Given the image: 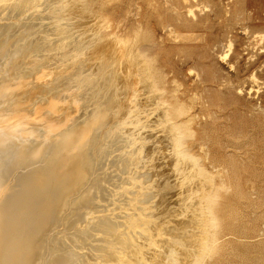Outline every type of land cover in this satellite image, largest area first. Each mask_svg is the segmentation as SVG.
Segmentation results:
<instances>
[{
	"label": "rangeland",
	"instance_id": "1",
	"mask_svg": "<svg viewBox=\"0 0 264 264\" xmlns=\"http://www.w3.org/2000/svg\"><path fill=\"white\" fill-rule=\"evenodd\" d=\"M6 1L0 0V132L9 135L5 137V144L11 146L23 144L25 147L28 144L30 146L27 147L40 146V158H36V160L38 159L37 163H32L26 168H19L15 175L8 179L9 182L5 184L8 185V188L14 185L21 173L43 166L51 159H55L56 156V158L60 157L62 155L61 146L56 142L60 141L57 140L61 134L84 122V118H90L93 114L91 112L101 107L99 102H102L104 97L113 100V107L109 112L111 115L108 113L109 117L107 116L105 123L98 132V149H107V154L105 152L103 157L100 156L98 169L93 166L94 163L91 165V169L88 165L90 171L95 168L90 174L92 179L94 178L93 181L96 178L95 183L100 181L101 187H104L100 190L101 193L98 192L99 194L96 195L97 199L99 196V199L101 197L102 200H91L93 204L89 203L90 207H86L88 204L85 207L81 206L83 209L78 207L81 205L79 202L78 205L76 204L83 194L82 191L71 195L72 200L71 196L62 198L64 201L58 200L56 204L58 209L53 220L56 228L52 232V239L55 237L53 241L56 244H54L56 248L52 251L56 253L51 257H58L59 254H66L68 251V255H71L70 258L66 255L68 259L65 264H91L93 262L97 264L99 259L101 262L99 261L98 264H104V261L105 264L110 261L115 262V264H118L117 262L130 264L127 262L128 259L132 260V264H146V262L147 264H193L196 254L201 253L199 249L202 250L204 245L201 242L205 240V223L203 222L206 219L203 218H206V214L203 216V212H200V209L203 210V208H201L199 199L201 196L199 197V195L210 188L208 184L211 183L209 178L212 176L206 175L205 178V175H201L198 172L197 164L191 160L190 162L184 160V163L179 164L181 167L177 165V169L175 168V161L171 155L173 149L165 136L169 127L167 126V130L164 124H168V122L163 120L162 114V117L159 114L164 108L162 106L164 102L159 95H156L158 90L152 91L155 90V87H151V85L153 86L151 84L153 77L148 78L152 81L145 80V73L147 72L145 69L148 70V67L151 66L142 65L143 63L140 62L144 59L142 55L144 49V53L155 60V68L159 67L160 72L163 70L162 75H166L165 77L168 78L166 80L168 82L164 85L166 88L165 95L171 97L175 93L176 96H180L181 102L183 101L185 105L191 107V112L193 111L195 116L193 128L197 131L196 141H189L191 144L195 143L194 146L192 145V150L197 156L203 157L202 163L209 171L211 170L210 174H216L215 182L218 183L216 185L222 182V184L220 183L221 186L219 185L221 188L216 206V213L219 217V224L216 229L219 231L222 240L220 239L218 250L215 249L217 252H214L213 256H210L211 258H206L207 264H264V0ZM139 44L143 47L142 50ZM143 66L145 72H142ZM148 72H151V69ZM140 74L144 78V82L147 83L142 81ZM147 87L152 88L149 89L150 92L145 89ZM149 93L152 97L157 96L156 99L154 97L146 99L145 96H150ZM154 100H161L162 102L157 103ZM138 107L144 108L143 110L147 113L150 112L149 115ZM157 107L159 113H157ZM131 109L133 113L141 111L140 114L149 116V123H152V127L155 124L152 131L155 134V141L157 140L154 142L158 146L155 144V149L149 147L147 150V153L149 152L148 154L151 155L150 157L154 158V165L151 164L152 160L150 159L152 158L149 157V159V155L145 154V157L147 156L146 158L149 159L148 162L146 161L147 165L144 162L143 166H137L138 162H136L133 163L132 168L131 162L133 161H130L124 166L118 153L125 149V145L118 142L123 141L125 136H123V140L121 136L120 138L117 137L119 138V140L116 139L117 143H111V137L121 128H125L123 124L129 114L132 113L129 111ZM134 109L138 111L135 112ZM147 109L148 111H146ZM156 118L159 123L156 122ZM161 124L165 129L164 132L163 128L160 127ZM155 127L159 129V132L156 131ZM9 128L11 130H8ZM112 128L113 130H111ZM100 144L103 146L101 147ZM118 156L119 158H117ZM93 157L94 162L95 156ZM2 160L5 161L6 158L3 157ZM141 161L139 160V162ZM115 164L116 166H114ZM151 170L152 172H150ZM130 173L132 177H141L147 173L146 177L143 178L150 180L149 182H152L154 186L156 185L155 187L159 189L163 184L165 187L170 183L169 189L166 186L165 191L163 190L165 193L160 192L157 194L158 197L153 195L157 193L154 190L144 194H138L137 190H132V194L129 195L123 193L124 196L126 195L125 198L129 196L126 200L121 194L123 200L114 188H117L118 184L121 185L122 183L123 185V182L129 183ZM197 173H200L201 176ZM188 174L190 175L188 176ZM91 176L83 189L92 183ZM122 177L124 180L121 179ZM170 179L172 180L170 181ZM155 180L158 181L159 185ZM206 180L210 183H207ZM204 182H206V186ZM114 184L117 185L114 186ZM230 186L232 187L230 188ZM5 187V189L0 187V193L3 190L8 193L7 186ZM203 189H205L204 192ZM115 192L117 195L114 194ZM7 193H1L0 196L3 198ZM115 195L117 197L119 195L120 198ZM145 195L149 197L146 196V199ZM136 196L142 198L140 199L141 202L142 200L145 202L144 199L147 203L152 202L153 208L155 207L153 210L156 214L154 216L156 220L149 227L151 232L155 231L154 239L152 238L155 242L149 240V243L153 244L152 248L148 246L149 243H145L147 240L144 239L145 233L136 225L134 219L131 221V218H127L130 219L131 223L134 222L131 225L125 219L127 217L125 213L116 214L118 210H115L116 212L113 214L109 209L103 210L106 207H117L118 203L121 206L124 204V206L127 204V206L129 204L133 206L130 197L137 198ZM112 198L115 199L112 200ZM71 201L73 204L76 202V205L73 206ZM112 201H115L116 204ZM59 202H62V206ZM102 202L104 205L101 204ZM141 202L138 203L140 207L142 206ZM134 203L138 206L137 202L134 201ZM142 204L144 205V203ZM101 205L103 208L100 207ZM119 205L118 208H120ZM62 208L67 210L66 213ZM71 209L76 211H74L75 214H79L80 211L81 213L76 215L77 217L73 216L74 213ZM132 209L130 210L136 212L135 209V211ZM69 210L72 215L69 214ZM60 213L70 216L68 215L65 223L58 226L56 221L63 216ZM95 213L101 215L100 220L95 217ZM119 215L125 217L122 218L128 223L127 226L123 219H119ZM99 222L109 225V230L105 231L104 228L101 230L102 225ZM92 223H98L94 225L95 229L93 228L94 231L97 229L96 233L91 230ZM99 226L101 227L99 228ZM131 226H135L137 232L135 228L132 230ZM144 226L147 227L148 225ZM89 230L91 231L89 232ZM138 232L141 233L138 234ZM158 233L160 235L156 242L155 238H157ZM44 235L46 236H43V245H46L47 235H50V231ZM129 235L135 238L132 236L128 238ZM122 237L125 240L128 238V241ZM111 238L112 241L106 240ZM113 239H115L114 242ZM100 241L103 242L101 243L102 246ZM132 242L139 245L134 246ZM105 243L106 245H103ZM110 243L114 248L109 249ZM123 243L124 247L128 248L127 253L122 252L125 255L116 252ZM98 245L100 247H97ZM103 246L104 248H102ZM105 246L111 251V255L109 251L104 252L105 249L107 250ZM115 247L116 251L114 252ZM159 249L163 250V253ZM194 250L197 253L196 251L193 252ZM41 252L43 253L40 256L44 260L49 255H43L45 254V246ZM157 252L159 253L157 254ZM101 253L102 255L105 253L107 256L102 257ZM115 253L117 254L115 255ZM40 256L38 262L44 264ZM47 258L48 256L45 259ZM68 260L74 262L69 263Z\"/></svg>",
	"mask_w": 264,
	"mask_h": 264
},
{
	"label": "bare ground",
	"instance_id": "2",
	"mask_svg": "<svg viewBox=\"0 0 264 264\" xmlns=\"http://www.w3.org/2000/svg\"><path fill=\"white\" fill-rule=\"evenodd\" d=\"M15 1V0H13ZM8 2V0L6 1ZM22 2V1H21ZM8 4V3H6ZM13 4V3H12ZM3 9V7H2ZM19 9V8H18ZM16 11V9H15ZM189 21V19H188ZM101 28V27H100ZM106 28V27H105ZM175 32V31H174ZM179 33V32H178ZM182 33V32H181ZM100 34V33H99ZM183 34V33H182ZM101 35V34H100ZM179 36V34H177ZM186 36V35H185ZM188 36V35H187ZM186 36V37H187ZM107 37V36H106ZM183 37V36H182ZM194 37V36H193ZM192 38V36H191ZM153 43H155L153 41ZM146 44V43H145ZM150 45V43H149ZM154 45V44H153ZM139 46L141 47V45L139 44ZM145 46V45H144ZM148 46V45H147ZM152 46V45H151ZM154 47V46H153ZM139 48V47H138ZM147 48V47H146ZM137 49V48H136ZM141 50L143 49V47L140 48ZM150 49V48H148ZM152 49V47H151ZM140 50V51H141ZM146 50V49H145ZM137 51V50H136ZM132 52V50H131ZM138 52V51H137ZM142 52V51H141ZM144 49H143V56H144V59H140L139 61L142 62L144 64H148V66L150 65L151 67L149 68L148 67V70L150 71L151 69V72H148V70H146L144 68V66L142 67V69L144 68L145 71H147L145 73V80H151V79H148L150 76H152V82L151 84H153V86L151 85V87H155V90H152V91H157V96L159 95L160 99L164 102L162 106L164 108H162L160 106V109L162 108V113L158 112V107L156 108L157 109V113L162 114L163 116V120H165L166 122H168V124H164L165 125V128L167 129V126L169 127L165 132L167 133L166 138L170 141L171 143V146H172V153L171 155H173V159H174V164H175V168L177 169V165L179 167H181L179 164H182L184 163V160L186 162V160L188 162H195V164H197V167H198V172L201 173V175H205L204 177L206 178L208 175L212 176L213 179L209 178L211 180V183L212 185L210 186V181L206 180L207 183L209 182L210 184L209 185V189L207 191L204 192L205 189H203V192L202 195H199V199L201 201V208L200 209V212L202 211L203 213V216L206 214V218L204 217L203 219L205 220V223L204 227V232H205V240L201 237L202 240H204V242L202 241L201 243H203L204 245L202 246V250L199 249V251H201L200 254H196L194 260H193V264H207V261H206V258L207 257H210V256H213L214 252H215V249L218 250L217 247H219L220 245V242H221V237H220V233L219 231L216 229V227L218 226L219 224V217L216 213V206H217V202H218V198H219V192H220V186L222 184V182H219V185H216L218 183L215 182V175L216 174H213L211 172V170L209 171L207 169V167L205 165H203V157H199L197 156V154H195L192 150V145L195 144H191V142H189L190 140H195L196 137H197V131L196 129L193 128V122L195 121L194 118V114H193V111L191 112V107H188L187 105H185V102H181L179 99L178 96L175 95L174 93V96H171V97H167L165 95V91H166V88H165V83L168 82L166 81L168 78L165 77L164 75H162L163 73V70L162 72H160L161 70L158 68H155L156 67V64H155V60L152 59L151 57H149L146 53H144ZM133 53V52H132ZM150 53V52H149ZM156 54V53H155ZM74 55V54H73ZM133 56V55H132ZM153 56V55H152ZM123 57V56H122ZM127 57V56H126ZM134 59V58H133ZM136 59V58H135ZM131 61V60H130ZM121 62V61H120ZM136 64V63H135ZM140 64V63H139ZM138 65V64H137ZM141 65V64H140ZM139 65V67H141ZM138 67V68H139ZM146 67V66H145ZM144 69L142 70V72H145ZM47 71V70H46ZM139 71V69H138ZM141 71V70H140ZM55 72V71H54ZM84 72V71H83ZM115 73V72H114ZM139 73V72H138ZM165 73V72H164ZM143 74V73H141ZM140 74V75H141ZM43 76V75H42ZM50 76V75H49ZM88 76V75H87ZM107 76V75H106ZM112 76V74H111ZM115 76V75H114ZM119 76V75H118ZM136 76V75H135ZM138 76V75H137ZM47 77V76H46ZM108 77V76H107ZM142 77V75H141ZM140 77V78H141ZM138 78V77H137ZM102 79V77H101ZM113 79V78H112ZM134 79V78H133ZM141 79H143L142 81L144 82V78L142 77ZM106 81V80H105ZM110 81V80H109ZM118 81V80H117ZM116 81V82H117ZM134 81V80H133ZM132 81V82H133ZM148 81V82H149ZM91 82V81H90ZM138 82V81H137ZM142 82V83H143ZM107 83V82H106ZM135 83V82H134ZM144 83H147V82H144ZM177 83V82H176ZM122 84V83H121ZM133 84V83H131ZM150 84V83H149ZM128 85V84H127ZM148 85V84H147ZM145 85V86H147ZM168 86V83L166 84ZM97 86V85H96ZM107 86V85H106ZM144 86V87H145ZM149 86V85H148ZM166 86V87H167ZM135 87V86H134ZM151 87H147L145 89H147L148 92L149 89L151 90L152 88ZM116 88H117V85H116ZM2 89V88H1ZM79 89V88H78ZM111 89V88H110ZM136 89V88H135ZM172 89V88H171ZM171 89H170V92H171ZM96 90V89H95ZM121 90V89H120ZM168 90V88H167ZM94 91V90H93ZM112 91V90H111ZM174 91V90H173ZM176 91V89H175ZM119 92V91H117ZM177 92V91H176ZM135 93V92H134ZM142 93V92H141ZM159 93V94H158ZM109 94V93H108ZM107 94V95H108ZM118 94V93H117ZM138 94V93H137ZM150 96H145V98L149 99L150 97H152L151 93H149ZM154 94V93H153ZM110 95V94H109ZM169 95V94H168ZM171 95V94H170ZM115 96V95H113ZM157 96H153L155 99ZM98 97V96H97ZM152 97V98H153ZM89 98V97H88ZM107 98V97H106ZM105 97L102 99V102H99L101 104V107L97 110H95L94 112H91L93 113L91 115L90 118L85 119L84 122H81V124L77 125V126H74V127H71L69 130L67 129L64 134H61L60 138L57 140L59 142H56V143H59L58 145H60L61 147V152H62V155L58 158L55 157V159H51L48 163H46L45 165L43 166H38V167H35L31 170H28L27 172H23L21 173L17 180L15 181L14 185L10 188H8V185H5L7 184L9 181L8 179L10 177H12L13 175H15V172L19 169V168H26V167H29L32 163H37V160L40 158L39 157V153H40V146H32V147H27L28 145L30 146V144H28L26 147L23 145V144H14L13 146L9 145V144H5L4 141H6L5 137L9 136L8 134L6 133H2L0 132V187H2V189L6 188L5 186H7V189H8V193L4 190L3 192L1 193H7L5 196H3V198L0 196V264H39V256L41 255V250L42 248H44L45 246V254L43 255H46V254H49L47 255L48 258L43 260V257L40 258L43 260V263L44 264H65L67 262V259L68 257L71 255H68V251L66 252V254H59L60 256L58 257H51L54 253H56L55 251H52V249L56 248V246H54L55 244V241H53L55 239H52L53 237V230H55L56 228V225H54L53 223V220L56 216V211L58 208H56V204L58 203V200L59 199H62V198H66V197H70L71 195L73 194H76L77 192L79 191H82L83 194L78 200H77V205H78V202L79 204H81L80 206L78 207H85L87 204L88 206L86 207H90L89 206V203L93 204L92 202L95 201L97 198L96 195H98L100 192L101 189H103L101 186H102V183H95L97 180L95 178V180L93 181L92 179V176L90 175L91 174V171L93 169H98L97 168V165L99 164V158L100 156L103 157V154L107 151V149L105 148H102V149H98V141H99V134L98 132L101 130L103 124L105 123V120L107 118V116L111 113L110 110H112V103H113V100L111 101L110 99H106ZM113 98V97H112ZM151 98V99H152ZM75 99V98H74ZM78 100V99H77ZM135 100V98H134ZM139 100V99H138ZM141 100V99H140ZM160 100V101H161ZM96 101V100H95ZM100 101V100H99ZM153 101V99H152ZM157 101V100H154V102ZM160 101H157L160 102ZM161 101V102H162ZM97 102V101H96ZM148 102V101H147ZM138 104V102H137ZM150 104V103H149ZM139 105V104H138ZM137 105V106H138ZM159 105H161V103H159ZM136 106V105H135ZM151 106V105H150ZM149 106V107H150ZM153 106V105H152ZM155 106V105H154ZM158 106V105H157ZM191 106V105H190ZM143 107V106H142ZM135 108V107H134ZM139 109H141L142 111L145 112V110H143L144 108H141V107H138ZM151 109V108H150ZM92 111V110H91ZM114 111V110H113ZM130 112H132V109L129 110ZM134 111H138L136 109H134ZM140 111V110H139ZM148 111V109L146 110ZM122 112V111H121ZM129 112V113H130ZM141 112V111H140ZM139 113H128L129 114V117H127V119L124 121V126L125 128H119L118 130L119 131H115L116 133L114 134V136L116 138H112V144H114L117 140H119V138L121 137L122 140H123V136L124 137V140H125V143L123 144L124 140L123 141H119L118 143L121 142L122 145H125V149L121 150L119 154V156L121 157L120 159L122 160V163L124 164V166L126 165V163H129L130 161H133L131 162L132 163V168H133V163H136L138 162V165L137 166H143L144 165V162L146 164V161L148 162V160L152 157H150L151 155H149L147 153V150L148 148H152V149H155L156 145L158 146V144H156L155 142V139H154V133L152 131V128L154 129V126L152 127V123L150 124L149 123V116H147L146 114H140ZM152 112V111H151ZM109 113V114H108ZM113 113V112H112ZM115 113V112H114ZM147 113V112H145ZM150 113V112H149ZM149 113H147L149 115ZM155 113V112H154ZM122 114V113H121ZM158 114V117H160ZM119 115V113H118ZM123 116V115H122ZM161 116V117H162ZM109 117V116H108ZM119 117V116H118ZM152 117V116H151ZM120 118V117H119ZM118 118V120H119ZM155 119V118H154ZM157 119V118H156ZM161 119V120H162ZM160 120V121H161ZM162 120V121H163ZM83 121V120H82ZM161 121V122H162ZM156 122H158V119L156 120ZM164 122V121H163ZM159 123V122H158ZM165 123V122H164ZM115 124V123H114ZM157 124V123H156ZM108 125V124H106ZM112 126V125H111ZM110 126V127H111ZM158 126V125H157ZM161 128H163V125L161 124L160 126ZM159 127V128H160ZM114 128V127H113ZM113 128L111 130H113ZM160 128V129H161ZM104 129V128H103ZM155 129H157L156 131H158L159 129L155 127ZM8 130H11L10 128ZM108 130V128H107ZM123 130H125L124 132H122ZM164 128H163V132H164ZM109 131V130H108ZM89 132V133H88ZM159 132V131H158ZM157 132V133H158ZM162 132V131H161ZM104 133V132H103ZM153 133V135H152ZM156 133V132H155ZM156 133V134H157ZM165 133V134H166ZM106 134V133H105ZM104 134V135H105ZM111 134V133H110ZM158 136V135H156ZM155 136V137H156ZM119 137V138H117ZM158 138V137H157ZM117 139V140H116ZM103 141V140H101ZM155 141V142H154ZM196 141V140H195ZM193 141V142H195ZM110 142V140H109ZM117 143V142H116ZM40 144V143H39ZM53 144V143H52ZM98 144V145H97ZM103 144V143H102ZM110 144V145H112ZM156 144V145H155ZM169 144V143H168ZM101 145V144H100ZM104 145V144H103ZM101 145V147L103 146ZM106 145V144H105ZM54 146V145H53ZM55 146H57L55 144ZM108 146V145H107ZM106 146V147H107ZM194 146V145H193ZM45 147V146H44ZM52 147V146H50ZM49 147V148H50ZM109 147V146H108ZM107 147V148H108ZM118 147V146H117ZM122 147V146H121ZM51 149V148H50ZM59 149V148H57ZM111 149V148H110ZM119 149V148H118ZM117 149V150H118ZM60 150V149H59ZM52 151V149H51ZM158 151V149H157ZM156 151V152H157ZM161 150H159L160 152ZM56 152V151H55ZM59 152V151H58ZM102 152V153H101ZM155 152V154H156ZM162 152V151H161ZM42 153V152H41ZM44 154V153H43ZM51 154V153H50ZM107 154V152H106ZM145 154H148V158L147 159L145 157ZM159 155V154H158ZM200 155V154H199ZM93 156H95V160L93 162ZM106 156V155H105ZM111 156V155H110ZM119 156L117 158H119ZM207 156V155H206ZM3 157L6 158L5 161H3ZM39 157V158H38ZM49 157V156H48ZM53 157V156H52ZM172 157V156H171ZM36 158H38L36 160ZM54 158V157H53ZM146 158V159H144ZM119 159V161H120ZM144 159V160H143ZM153 159H150L152 160V163L153 164ZM165 159V158H164ZM139 160L141 162H139ZM44 161V160H43ZM156 161V160H155ZM187 162V163H188ZM94 163L93 166H95V168H93L91 171V165ZM130 163V165H131ZM190 164V163H189ZM194 164V167L196 166ZM211 164V163H210ZM88 165H89V170H88ZM110 165V164H109ZM147 165V164H146ZM149 165V164H148ZM154 165V164H153ZM156 165V164H155ZM116 166V164L114 165ZM119 166V165H118ZM120 166H123V165H120ZM128 166V165H127ZM126 166V167H127ZM136 166V167H137ZM192 166V164H191ZM125 167V169H126ZM147 167V166H145ZM148 167H151V166H148ZM194 167H192L194 169ZM31 168V167H30ZM128 168V167H127ZM139 168V167H137ZM136 168V169H137ZM142 168V167H141ZM140 168V169H141ZM158 168V167H157ZM156 168V169H157ZM161 168V167H160ZM191 168V169H192ZM130 169V167H129ZM155 169V171H156ZM180 169V168H178ZM181 169H184V168H181ZM196 169V168H195ZM118 170V169H117ZM144 170V169H143ZM149 170V169H148ZM147 170V171H148ZM158 170V169H157ZM190 170V169H189ZM188 170V171H189ZM227 170V169H226ZM225 170V171H226ZM112 171V170H111ZM132 171V170H131ZM145 171V170H144ZM181 171V170H180ZM179 171V172H180ZM183 171V170H182ZM197 171V170H196ZM97 172V170H96ZM114 172V171H113ZM117 172V171H116ZM136 172V171H135ZM135 172H133L135 175H137ZM146 172V171H145ZM152 172V170L150 171ZM148 172V173H150ZM209 172V173H208ZM217 172V171H216ZM93 173V171H92ZM118 173V172H117ZM121 173V172H120ZM127 173V172H126ZM181 173V172H180ZM184 173V172H182ZM187 173V172H186ZM200 173H197L200 175ZM221 173V172H220ZM17 174V173H16ZM96 174V173H95ZM99 174V173H98ZM146 174L147 173H144V175H142L141 177H132L131 176V173L129 175V183L126 181L123 182L124 184L122 185H119L118 184V187L117 188H114V190L117 192V194H120V196L122 197L121 194L123 193H127L128 195L132 192V190H137L139 193L138 194H144L146 193L147 191H150V190H154L156 191L157 193L156 194H153V195H156L157 194H160V192H164L165 190V187L168 186L169 184H167L165 187L163 185V188H161L162 186H160V188L158 189L157 187L154 186V184L152 182H149L148 180H146L145 178L143 177H146ZM152 174V173H151ZM154 174V173H153ZM193 174V173H192ZM218 174V173H217ZM222 174H223V171H222ZM222 174H219V175H222ZM110 175V174H109ZM164 175V174H163ZM186 175V174H185ZM184 175V176H185ZM190 174H188L189 176ZM198 175V177H199ZM200 175V176H201ZM207 175V176H206ZM224 175V174H223ZM91 176V181L92 183L89 184V186L85 189H83V187L87 185V180L88 178ZM95 176V175H94ZM116 176V175H115ZM119 176V175H118ZM122 176V175H121ZM149 176V175H148ZM147 176V177H148ZM154 176V175H153ZM156 176V174H155ZM165 176V175H164ZM15 177V176H14ZM114 177V176H113ZM126 177V176H124ZM152 177V176H150ZM163 177V176H162ZM197 177V179H198ZM225 177V176H224ZM115 178V177H114ZM157 178V177H156ZM190 178V177H189ZM201 178V177H200ZM221 178V176H220ZM16 179V178H15ZM14 179V180H15ZM99 179V177H98ZM119 179V178H118ZM123 179V177L121 178ZM158 179V178H157ZM196 179V181H197ZM203 179V178H202ZM223 179V177H222ZM116 180V179H115ZM124 180V179H123ZM125 180H128V179H125ZM167 180H168V177H167ZM172 179H170L171 181ZM176 180V179H175ZM191 180V179H190ZM189 180V181H190ZM199 180V179H198ZM224 180V179H223ZM222 180V181H223ZM157 183L158 181L155 180ZM155 181H153L155 183ZM192 181V180H191ZM205 181V179H204ZM226 182V180H224ZM168 182V181H166ZM201 182V181H200ZM12 183V182H11ZM109 183V182H108ZM114 183V182H113ZM176 183V182H175ZM186 183V182H184ZM203 183V182H202ZM221 183V184H220ZM111 184V183H109ZM108 184V185H109ZM126 184V185H125ZM174 184V183H173ZM197 184V183H196ZM205 186L207 185L206 182H204ZM226 184V183H225ZM224 184V186H226ZM10 185V184H9ZM107 185V184H106ZM117 185V184H114V186ZM159 185V183H158ZM161 185V184H160ZM230 185V184H229ZM104 186V185H103ZM113 186V184H112ZM111 186V187H112ZM184 186V185H183ZM228 186V185H227ZM226 186V187H227ZM110 187V186H109ZM110 187V188H111ZM232 186H230L231 188ZM100 188V189H99ZM157 188V189H156ZM206 188V187H204ZM224 188V187H223ZM1 189V190H2ZM6 189V190H7ZM106 189V187H105ZM113 189V188H112ZM168 189H169V186H168ZM167 189V190H168ZM228 189V187H227ZM241 189V188H240ZM164 190V191H163ZM189 190V189H188ZM198 190V189H197ZM202 190V189H201ZM113 191V190H112ZM195 191V190H194ZM227 191V190H226ZM242 191V190H240ZM99 192V193H98ZM114 192V191H113ZM116 192L114 194H116ZM136 192V191H135ZM191 192V191H189ZM0 193V195H1ZM165 193V192H164ZM164 193H162L164 196ZM167 193V192H166ZM194 193V192H193ZM113 194V195H114ZM116 194V195H117ZM132 194V193H131ZM151 194V193H150ZM195 194V193H194ZM198 194V193H197ZM196 194V196H198ZM115 195V196H116ZM193 195V194H192ZM76 196V195H75ZM78 196V197H79ZM124 196V194H123ZM126 196V195H125ZM124 196V198H125ZM132 196V195H130ZM135 196V195H133ZM149 197L148 195H145V197ZM161 196V195H159ZM180 196V195H179ZM195 196V197H196ZM74 197V196H73ZM117 197V196H116ZM129 197V196H127ZM126 197V198H127ZM137 197V196H136ZM146 197V199H147ZM158 197V196H157ZM182 197V196H181ZM64 198V199H65ZM117 198H120L119 195ZM116 198V200H117ZM125 198V200H126ZM193 198V197H192ZM64 199H62L64 201ZM72 196H71V200H72ZM75 199V198H74ZM98 199H99V196H98ZM97 199V200H98ZM100 199L102 200V198L100 197ZM99 199V201H100ZM115 198H112V200H114ZM123 199V197H122ZM131 202L129 199H127L129 202H131V204H133V206H124L121 204L119 205L120 208H118V205L117 207L116 206H113V207H106V208H103L102 205L100 206L101 208H103V210H106V209H109L112 211V213L114 214L116 212V214L118 213H125L127 215V217H123L125 219L127 218H131V221L132 219L135 220L136 222V225L140 228V230L142 232H144V239H147L145 240V243H149V240H151L152 242L154 241L153 237H154V234H155V231L154 232H151L149 227H151L152 224L155 223L154 220H156L154 218V216L156 215L155 214V211L153 210V203L149 202L147 203L146 202V199L145 202H141L140 197H137V198H134V197H130ZM150 199V198H148ZM165 199V198H164ZM68 200V199H67ZM66 200V202H67ZM93 200V201H91ZM124 200V199H123ZM76 201V200H75ZM98 201V202H99ZM105 201V200H104ZM120 201V200H119ZM141 202V207L140 205L138 204V206L136 205ZM149 201H152V200H149ZM155 201V200H154ZM188 201V200H187ZM186 201V203H187ZM199 201V202H200ZM73 201H71L72 203ZM107 202V201H106ZM112 202H115V201H112ZM111 202V203H112ZM120 202H123V201H120ZM128 202V203H129ZM181 202V201H180ZM61 203L60 206H62V202H59ZM70 203V204H71ZM73 204L72 205H76V204ZM96 203V202H95ZM124 203H126V201H124ZM144 203V205L142 204ZM147 203V204H146ZM69 204V203H68ZM98 206L100 204L96 203ZM101 204L104 205V202H102ZM116 204V202L114 203ZM135 204V205H134ZM152 204V205H151ZM199 204V203H198ZM64 205V204H63ZM71 205V206H72ZM110 205V204H109ZM108 205V206H109ZM195 205V204H194ZM65 206V205H64ZM68 206V205H67ZM66 206V207H67ZM179 206V205H178ZM81 207V208H82ZM99 207V208H100ZM171 207V206H170ZM192 207V206H191ZM72 208V207H71ZM80 208V209H81ZM99 208H96V209H99ZM100 208V209H101ZM118 208V209H116ZM126 208V209H124ZM133 208V209H132ZM63 209V208H62ZM61 209V211H62ZM66 209V208H65ZM68 209V208H67ZM70 209V208H69ZM74 209V207H73ZM79 209V208H78ZM79 209V210H80ZM83 209V208H82ZM86 209V208H84ZM90 209V208H88ZM130 209L132 210H136V212H133L131 211ZM172 209V208H171ZM77 210V209H76ZM116 210V211H115ZM134 210V211H135ZM158 211V209H156ZM187 210V209H185ZM195 210V209H194ZM193 210V211H194ZM198 210V209H197ZM60 211V210H59ZM58 211V212H59ZM63 211H67V210H64ZM62 211V213L64 214V212ZM70 211V210H69ZM71 211H74L75 210H72ZM71 211L69 214H71ZM83 211V210H82ZM86 211V210H85ZM94 211V210H93ZM97 212L99 210H96ZM95 211V212H96ZM188 211V210H187ZM186 211V212H187ZM239 211V210H238ZM76 212V211H75ZM92 212V210H91ZM168 212V210H167ZM192 212V211H191ZM197 212V211H196ZM205 212V213H204ZM60 213V215L62 214ZM66 213V212H65ZM79 213V211H78ZM81 213V211H80ZM79 213V214H80ZM84 213V212H83ZM88 213V212H86ZM86 213H85V216H86ZM94 213V212H93ZM158 213V212H157ZM199 213V212H198ZM62 214V215H63ZM67 214L66 216L63 215L61 216L60 220L58 219L57 222V225H62L63 223H65V220L67 219L68 215ZM79 214H73V216H76V215H79ZM96 214V213H95ZM115 214V216H116ZM163 214V213H162ZM165 214V213H164ZM169 214V213H168ZM177 214V213H176ZM187 214V213H186ZM59 215V214H58ZM72 215V214H71ZM125 215V216H126ZM70 216V215H69ZM82 216V215H81ZM79 216V217H81ZM90 216V215H88ZM100 214L97 213L95 215V217H97V219L99 218L100 220ZM114 216V217H115ZM120 216V215H119ZM162 216V215H161ZM164 216V215H163ZM180 216V215H179ZM195 216V215H194ZM201 216V215H200ZM77 217V216H76ZM117 217V216H116ZM121 216L119 219H123ZM153 217V218H152ZM75 218V217H74ZM118 218V217H117ZM161 218V217H160ZM159 218V219H160ZM169 218V217H168ZM166 218V219H168ZM184 218V217H183ZM198 218V217H196ZM73 220V219H72ZM75 220V219H74ZM86 220V219H85ZM88 220V219H87ZM95 220V219H94ZM118 220V219H117ZM124 220V219H123ZM164 220V219H163ZM199 220V218H198ZM96 222H98L97 220H95ZM125 221V220H124ZM165 221V220H164ZM188 221V220H187ZM197 221V220H196ZM195 221V222H196ZM86 222V221H85ZM92 222V220H91ZM119 222V221H118ZM126 222V221H125ZM127 222H130V219H127ZM125 223L128 224V223ZM166 222V221H165ZM164 222V223H165ZM171 222V221H170ZM185 222V221H184ZM191 222V221H189ZM200 222V221H199ZM202 222V221H201ZM77 223V222H75ZM121 223V222H120ZM134 222H130L129 224H133ZM157 223V222H156ZM172 223V222H171ZM202 223V225H203ZM79 224V223H78ZM84 224V223H83ZM93 224V223H92ZM98 223L96 224H93L92 226V229L95 227L94 225H97ZM99 224L102 225V228H100L101 226H99V228L102 230L104 228L105 231L109 230L107 224H104V223H101L99 222ZM168 224V223H167ZM191 224V223H190ZM82 225V224H81ZM118 225V224H117ZM144 225H148L147 227L144 226ZM83 226V225H82ZM127 226V225H126ZM171 226V225H170ZM200 226V225H199ZM73 227V226H72ZM75 227V225H74ZM88 227L90 228V226L88 225ZM122 227V226H121ZM129 227V226H128ZM156 227V226H155ZM158 227V226H157ZM164 227V226H163ZM195 227V226H194ZM203 227V226H202ZM82 228V227H80ZM97 228V227H96ZM132 228H135L136 229V232H137V228L135 226H131V229ZM166 228V227H165ZM188 228V227H187ZM218 228V227H217ZM88 229V228H87ZM95 229V228H94ZM126 229V228H125ZM134 229V231H135ZM162 229V228H161ZM167 229V228H166ZM183 229V228H182ZM50 231V235H47L48 238H47V243L46 245H43V236H46L44 235L45 233L49 232ZM89 230V232L91 231ZM99 230V229H98ZM133 230V229H132ZM196 230V229H195ZM94 231V230H93ZM92 231V233H93ZM97 229L94 231L96 233ZM122 231V230H121ZM120 231V232H121ZM126 231H128L126 229ZM131 230H129L130 232ZM183 231V230H182ZM74 232V231H73ZM88 232V231H87ZM99 232V231H98ZM97 232V233H98ZM124 232V231H123ZM158 232V231H157ZM156 232V233H157ZM160 232V231H159ZM164 232V231H163ZM169 232V231H168ZM172 232V231H171ZM184 232V231H183ZM90 233V234H92ZM100 233V232H99ZM126 233V232H125ZM131 233V232H130ZM141 233V232H138V234ZM198 233V232H197ZM94 234V233H93ZM101 234V233H100ZM99 234V235H100ZM115 234V233H113ZM119 234V233H118ZM117 234V235H118ZM121 234V233H120ZM126 234H129V233H126ZM124 234V235H126ZM161 234V232H160ZM156 235L157 238L156 239V242H157V239L159 238V235ZM165 234V233H164ZM183 234V233H182ZM188 234V233H187ZM226 234V233H225ZM64 235V234H63ZM142 235V234H141ZM162 235V234H161ZM201 235V234H200ZM96 236V235H95ZM98 236V234H97ZM96 236V238L98 239V237ZM121 236V235H119ZM130 236L132 235H129L128 238H130ZM143 236V235H142ZM168 236V235H167ZM194 236V235H193ZM203 236V235H202ZM225 235L223 234V237ZM70 237V236H69ZM88 237V236H87ZM126 236H124L125 238ZM134 237V236H132ZM179 237V236H178ZM196 237V236H195ZM204 237V236H203ZM59 238V237H58ZM67 238V237H66ZM106 238V237H105ZM104 238V239H105ZM116 238V237H114ZM122 237V239H124ZM128 238L127 240L125 241H128ZM135 238V237H134ZM153 238V239H152ZM166 238V237H165ZM226 238V237H225ZM57 239V238H56ZM78 239V238H77ZM99 239L101 240V238L99 237ZM121 239V238H120ZM194 239V238H193ZM200 239V241H201ZM221 239V240H220ZM58 240V239H57ZM96 240V239H94ZM107 241H112V238L111 239H106ZM61 241V240H60ZM86 241V240H85ZM103 241V239H102ZM115 241V239H113V242ZM119 241V240H118ZM122 241V240H121ZM120 241V242H121ZM148 241V242H146ZM150 241V242H151ZM190 241V240H189ZM194 241V240H193ZM106 242V241H105ZM131 242V240H130ZM155 242V241H154ZM153 242V243H154ZM173 242V241H172ZM97 243V242H96ZM99 243V242H98ZM103 242L100 241V245L102 246ZM107 243V242H106ZM103 244V245H106ZM126 243H129V242H126ZM133 243V242H132ZM163 243V242H162ZM223 243V242H222ZM221 243V244H222ZM108 244V243H107ZM112 243H110V246L109 249L111 248L112 249ZM115 244V243H114ZM113 244V245H114ZM122 244V243H121ZM134 244V243H133ZM167 244V243H166ZM189 244V242H188ZM56 245V244H55ZM117 245V243H116ZM126 245V244H125ZM128 245V244H127ZM135 245H139V244H134ZM141 245V244H140ZM146 245V244H145ZM155 245V244H154ZM158 245V244H157ZM182 245V244H181ZM59 246V245H58ZM76 246V245H75ZM92 246V245H91ZM118 246V245H117ZM121 246V245H120ZM131 247L133 245H130ZM130 246H129V249H130ZM147 246V245H146ZM148 246H150L152 248L153 244L151 245V243L148 244ZM147 246V248H148ZM97 247H100L99 245ZM106 247V246H105ZM127 247V246H126ZM144 247V246H143ZM156 248V246H154ZM173 247V246H172ZM195 247V246H194ZM58 248V247H57ZM84 248V247H83ZM104 248V246L102 247ZM107 248V247H106ZM114 248V247H113ZM118 248V247H117ZM161 248V247H159ZM191 248V247H190ZM201 248V247H199ZM68 249V248H67ZM72 249V248H71ZM95 249V248H94ZM100 249V248H99ZM128 249V248H127ZM125 247H124V243L123 245L118 248V251H116V247H115V250L114 252H119V253H122V252H126L127 253V250ZM154 249V248H153ZM158 249V248H157ZM79 250V249H78ZM104 250V249H103ZM112 250V251H113ZM149 250V249H148ZM151 250V249H150ZM149 250V251H150ZM188 250V249H187ZM197 250V249H196ZM196 250H194L193 252H195ZM52 251V252H51ZM76 251V250H75ZM94 251V250H93ZM100 251H102L100 249ZM105 251H109L108 248L107 250L105 249ZM155 251V249H154ZM158 251V250H157ZM159 251H162L163 253V250L159 249ZM220 251V250H219ZM70 252V251H69ZM72 252V251H71ZM70 252V253H71ZM98 252V251H96ZM95 252V253H96ZM110 252V255H111V251ZM107 252V253H109ZM217 252V251H216ZM215 252V253H216ZM103 253V252H102ZM101 253V255H102ZM129 253V252H128ZM147 253V252H146ZM159 252H157L158 254ZM197 253V251H196ZM73 254V253H72ZM100 254V253H99ZM117 253H115L116 255ZM124 254V253H122ZM68 257H67V256ZM100 255V256H101ZM121 255V254H120ZM125 255V254H124ZM133 255V254H132ZM141 255V254H140ZM146 255V254H145ZM148 255V254H147ZM56 256V254H55ZM107 255L104 253L102 255V257H106ZM123 256V255H122ZM121 256V257H122ZM127 256V255H126ZM125 256V257H126ZM215 256V255H214ZM96 257V256H95ZM111 257V256H110ZM115 257V256H114ZM128 257V256H127ZM126 257V258H127ZM144 257V256H143ZM164 257V256H163ZM175 257V256H174ZM70 258V257H69ZM98 259V257H96ZM95 258V259H96ZM101 258V257H100ZM108 258V257H107ZM124 258V257H123ZM124 258V259H126ZM134 258V257H132ZM147 258V257H146ZM153 258V257H152ZM151 258V259H152ZM179 258V257H178ZM211 258V257H210ZM73 259V258H71ZM114 259V258H113ZM102 260V259H101ZM104 260V258H103ZM110 260V259H109ZM123 260V259H122ZM121 260V261H122ZM149 260V259H148ZM41 261V260H40ZM69 261V260H68ZM97 261V260H96ZM95 261V262H96ZM100 259L98 260L97 264L99 263ZM113 261V260H112ZM120 261V260H118ZM125 261V260H124ZM135 261V260H134ZM144 261V260H143ZM165 261V260H164ZM178 261V260H177ZM190 261V260H189ZM42 262V261H41ZM40 262V263H41ZM70 262H74V261H69ZM101 262V261H100ZM108 262V261H107ZM123 262V261H122ZM130 264H132V260H129L128 261ZM94 263V262H93ZM91 263V264H93ZM105 264V261L103 262ZM109 264H115V262H108ZM107 263V264H108ZM119 264V262H117ZM121 263V262H120ZM125 264H127L126 262H124ZM136 263V262H134ZM165 263V262H164ZM169 263V262H168ZM190 263V262H189ZM42 264V263H41ZM68 264V263H67ZM71 264V263H70ZM74 264V263H73ZM95 264V263H94ZM102 264V263H101ZM147 264V262H146Z\"/></svg>",
	"mask_w": 264,
	"mask_h": 264
}]
</instances>
